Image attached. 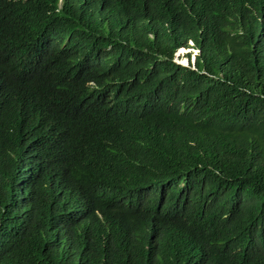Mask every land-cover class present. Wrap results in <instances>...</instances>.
Returning a JSON list of instances; mask_svg holds the SVG:
<instances>
[{
	"label": "trees",
	"instance_id": "16d2710c",
	"mask_svg": "<svg viewBox=\"0 0 264 264\" xmlns=\"http://www.w3.org/2000/svg\"><path fill=\"white\" fill-rule=\"evenodd\" d=\"M0 264H264V0H0Z\"/></svg>",
	"mask_w": 264,
	"mask_h": 264
},
{
	"label": "rangeland",
	"instance_id": "374dc122",
	"mask_svg": "<svg viewBox=\"0 0 264 264\" xmlns=\"http://www.w3.org/2000/svg\"><path fill=\"white\" fill-rule=\"evenodd\" d=\"M191 50L192 56H194V54H196L198 51L197 50ZM189 51V49H185V48H181L177 51L176 55H175V60L179 63H181L182 65H188V59H187V52ZM194 61V58L193 60Z\"/></svg>",
	"mask_w": 264,
	"mask_h": 264
},
{
	"label": "clouds",
	"instance_id": "9594fccd",
	"mask_svg": "<svg viewBox=\"0 0 264 264\" xmlns=\"http://www.w3.org/2000/svg\"><path fill=\"white\" fill-rule=\"evenodd\" d=\"M180 49H181V48H180ZM185 49H186V48H185ZM188 49H189V50H190V49H192V50H196V48H188ZM197 51H198V50H197ZM176 53H177V52H176ZM198 53H199V52H197V53L194 54V55H197ZM188 63H189V61H188ZM188 63H187V64H188Z\"/></svg>",
	"mask_w": 264,
	"mask_h": 264
}]
</instances>
